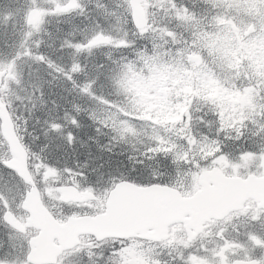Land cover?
I'll return each mask as SVG.
<instances>
[{"label": "snow or ice", "instance_id": "6c2138e0", "mask_svg": "<svg viewBox=\"0 0 264 264\" xmlns=\"http://www.w3.org/2000/svg\"><path fill=\"white\" fill-rule=\"evenodd\" d=\"M0 264H264V0H0Z\"/></svg>", "mask_w": 264, "mask_h": 264}, {"label": "trees", "instance_id": "16d2710c", "mask_svg": "<svg viewBox=\"0 0 264 264\" xmlns=\"http://www.w3.org/2000/svg\"><path fill=\"white\" fill-rule=\"evenodd\" d=\"M88 123H91V122L88 121ZM37 131H39V126H37ZM93 151H94V152L96 151L95 148H93ZM121 158H123V157H121Z\"/></svg>", "mask_w": 264, "mask_h": 264}, {"label": "bare ground", "instance_id": "6f19581e", "mask_svg": "<svg viewBox=\"0 0 264 264\" xmlns=\"http://www.w3.org/2000/svg\"><path fill=\"white\" fill-rule=\"evenodd\" d=\"M82 135H84V133L82 132ZM87 137L85 136V139H86Z\"/></svg>", "mask_w": 264, "mask_h": 264}]
</instances>
